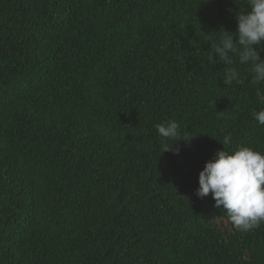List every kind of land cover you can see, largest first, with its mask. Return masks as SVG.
I'll list each match as a JSON object with an SVG mask.
<instances>
[{
	"label": "trees",
	"instance_id": "16d2710c",
	"mask_svg": "<svg viewBox=\"0 0 264 264\" xmlns=\"http://www.w3.org/2000/svg\"><path fill=\"white\" fill-rule=\"evenodd\" d=\"M247 10L0 0V264H264V224L242 233L195 194L217 151L264 153V85L237 54L212 64L205 42L236 39ZM230 67L243 84L224 83ZM171 120L189 141L163 152L176 141L155 125Z\"/></svg>",
	"mask_w": 264,
	"mask_h": 264
},
{
	"label": "clouds",
	"instance_id": "9594fccd",
	"mask_svg": "<svg viewBox=\"0 0 264 264\" xmlns=\"http://www.w3.org/2000/svg\"><path fill=\"white\" fill-rule=\"evenodd\" d=\"M247 9L236 15V39L230 33L221 37H217L216 32L206 35L205 42L209 43L211 50L208 58L212 64L232 65L233 55L237 54L239 64L249 66L250 83L264 85V58L260 55L264 51L261 47L264 44V0H247ZM234 82L243 84L244 80L237 67H230L224 83L232 85ZM257 100L264 105V89L257 88ZM252 115L264 125V108L253 110ZM155 129L165 141H176L171 147L165 144L163 152L183 139L175 120L157 124ZM231 139V133H227L222 144H230ZM179 151L177 147L174 154L178 155ZM198 184L196 196L204 198L211 193L215 207L222 206L236 230L247 233L264 224V153L248 146L238 147L231 153L225 148L217 151L199 172Z\"/></svg>",
	"mask_w": 264,
	"mask_h": 264
}]
</instances>
